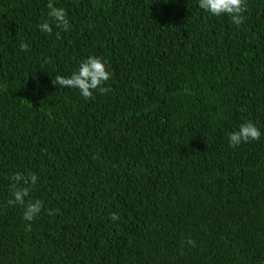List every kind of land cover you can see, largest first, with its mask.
Wrapping results in <instances>:
<instances>
[{
  "label": "trees",
  "instance_id": "1",
  "mask_svg": "<svg viewBox=\"0 0 264 264\" xmlns=\"http://www.w3.org/2000/svg\"><path fill=\"white\" fill-rule=\"evenodd\" d=\"M49 3L70 31L39 30ZM245 4L237 26L197 0H0V264H264V0ZM90 55L112 76L85 99L56 77ZM247 121L260 139L229 147Z\"/></svg>",
  "mask_w": 264,
  "mask_h": 264
},
{
  "label": "clouds",
  "instance_id": "2",
  "mask_svg": "<svg viewBox=\"0 0 264 264\" xmlns=\"http://www.w3.org/2000/svg\"><path fill=\"white\" fill-rule=\"evenodd\" d=\"M198 7L211 16H227L231 18L232 23L239 26L244 22L243 13L246 12L245 0H197ZM48 17L51 18L52 24L45 20L39 24V30L45 34L53 31V26L65 32L70 31L71 25L68 19V13L62 7H56L48 4ZM22 51L28 50L26 43L20 44ZM112 73L107 68V61L97 56H88L79 62L78 67L69 76H57L56 83L63 88L77 89L80 95L85 99H91L94 92L98 89L101 93L106 91L103 85L111 78ZM262 135L261 130L252 121L241 123L238 130L228 133L229 147H238L242 143L258 141ZM13 183L10 186L11 198L7 200L9 206H24L22 218L24 221L32 222L37 217L43 207V202L39 199L29 200L25 203V198L29 197L31 186L37 182V176L31 174L25 178L22 174L17 173L11 177ZM23 181L26 187H18ZM54 211V210H53ZM49 215L52 212L48 213ZM112 221L119 220L116 213L110 215ZM188 244L194 245V241L189 239Z\"/></svg>",
  "mask_w": 264,
  "mask_h": 264
}]
</instances>
